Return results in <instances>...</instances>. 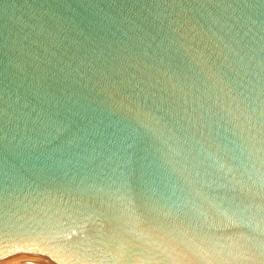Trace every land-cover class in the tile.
<instances>
[{
  "label": "water",
  "instance_id": "95a60500",
  "mask_svg": "<svg viewBox=\"0 0 264 264\" xmlns=\"http://www.w3.org/2000/svg\"><path fill=\"white\" fill-rule=\"evenodd\" d=\"M264 264V0H0V259Z\"/></svg>",
  "mask_w": 264,
  "mask_h": 264
},
{
  "label": "bare ground",
  "instance_id": "6f19581e",
  "mask_svg": "<svg viewBox=\"0 0 264 264\" xmlns=\"http://www.w3.org/2000/svg\"><path fill=\"white\" fill-rule=\"evenodd\" d=\"M23 255V254H16V255H11L5 258L0 259V264H10V261L12 259H16L17 257ZM35 259L39 260H27L29 264H52L51 259L45 255V254H36V256H33ZM41 260V261H40Z\"/></svg>",
  "mask_w": 264,
  "mask_h": 264
},
{
  "label": "rangeland",
  "instance_id": "374dc122",
  "mask_svg": "<svg viewBox=\"0 0 264 264\" xmlns=\"http://www.w3.org/2000/svg\"><path fill=\"white\" fill-rule=\"evenodd\" d=\"M19 254H23V255L21 256L18 255L19 257H17L16 259H12L10 261V264H29L27 260H39L33 257L34 255L36 256V254H31V253H19Z\"/></svg>",
  "mask_w": 264,
  "mask_h": 264
}]
</instances>
